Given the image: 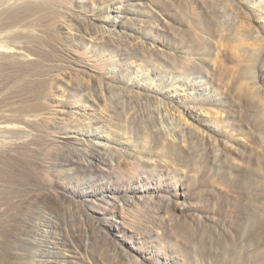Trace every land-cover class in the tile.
Returning a JSON list of instances; mask_svg holds the SVG:
<instances>
[{
	"label": "rangeland",
	"instance_id": "rangeland-1",
	"mask_svg": "<svg viewBox=\"0 0 264 264\" xmlns=\"http://www.w3.org/2000/svg\"><path fill=\"white\" fill-rule=\"evenodd\" d=\"M0 210L64 264H264V0H0Z\"/></svg>",
	"mask_w": 264,
	"mask_h": 264
},
{
	"label": "bare ground",
	"instance_id": "bare-ground-1",
	"mask_svg": "<svg viewBox=\"0 0 264 264\" xmlns=\"http://www.w3.org/2000/svg\"><path fill=\"white\" fill-rule=\"evenodd\" d=\"M112 10H119V12L123 11V10H121V7H119V6L114 7ZM109 30L111 31L110 28H109ZM68 61L72 62L73 64L77 63L78 65H83V66H84L85 62H87V61L83 60L81 57H73L71 55H69ZM196 67H198V66H196ZM198 70L199 69H197V71ZM188 82L189 81L187 78L182 77V79L178 78V79L174 80V83L172 86L179 87L181 85V86H184L186 88V85L191 84L194 86H199V88H205V86H203V84H201L202 80H196L195 82L190 83V84ZM59 110L62 111V109H59ZM90 146L91 147L88 150H84V152L81 153L82 156H84L86 158H89V156H90L91 157L90 162H92L93 160H96L98 162H103L106 164L111 163L110 156L107 152H105V148L104 149L102 148L103 146L97 145L96 143L92 144ZM60 158L63 160L69 159L68 155L65 153L60 154ZM22 208H24V204H23ZM1 210H2V208H1ZM1 210H0V223L1 224L3 223L6 226H8V230H10L9 236L11 239H8L6 244L9 246H12V248H16V249L20 250L18 252L19 255L17 256L18 258H20L22 261L27 260L29 262H31V260H33L32 264H64V261H63L64 259L61 258V257H63L62 251H59L57 249H51L48 246L50 243L57 244L59 242V239H57V237H55V236L46 235L44 233L43 229L41 228V225H39L38 221H36V219L38 218L37 216H35L32 213L20 214L21 226H19V228H17V227H15V224L13 221L9 220L8 218H4L5 216L2 214ZM23 212H24V210L22 211V213ZM41 223L42 222L40 221V224ZM53 223L54 222H52V221H46V223L44 222V224L51 226V227H53ZM13 232H14V235H12ZM45 232H47V230H45ZM32 245H35L38 248L41 246L42 247V253H41L42 255H40V254L37 255V253L35 254V252L31 251L30 246H32ZM46 256L52 257V260L48 259ZM1 258H0V264H8L5 261H3ZM10 264H13V263H10ZM65 264H67V263H65Z\"/></svg>",
	"mask_w": 264,
	"mask_h": 264
}]
</instances>
